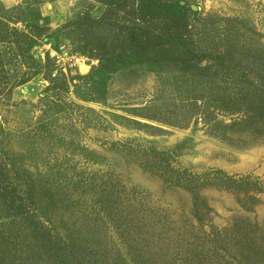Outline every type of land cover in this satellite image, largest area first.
<instances>
[{
  "label": "rangeland",
  "instance_id": "374dc122",
  "mask_svg": "<svg viewBox=\"0 0 264 264\" xmlns=\"http://www.w3.org/2000/svg\"><path fill=\"white\" fill-rule=\"evenodd\" d=\"M25 1L0 0L6 8ZM43 1L52 28L86 12L99 22L107 9L105 0ZM185 1L198 12L188 24L199 70L188 69L179 50L169 47L158 59L165 55L162 62L170 58L174 66L159 65L155 56L147 73L117 77L104 89L89 78L97 60L73 53L70 42L61 52L43 44L32 50L34 58L53 65L52 78L58 86L66 79L68 88L47 92L44 75L10 93L0 88V164L10 167L7 152L33 176L42 200L37 213L69 251L61 264H108V258L154 264L160 245L146 244L148 228L157 242L164 230L174 243L186 239L199 250L186 245L183 251L200 252L199 264H212L217 240L232 244L245 237L240 224L264 238V133L255 132L253 121L245 124L244 113L225 111L233 104L228 97L253 94L260 98L256 105L264 102V0ZM241 63L253 66L249 85L236 82ZM198 196L212 209L210 225L195 219ZM13 221L0 196V232L3 225L19 228ZM12 236L6 234L8 241L0 234V264L19 262L22 251L16 250L28 258V244L11 242ZM16 242L22 249L15 250ZM31 249L35 264H55L45 245Z\"/></svg>",
  "mask_w": 264,
  "mask_h": 264
},
{
  "label": "trees",
  "instance_id": "16d2710c",
  "mask_svg": "<svg viewBox=\"0 0 264 264\" xmlns=\"http://www.w3.org/2000/svg\"><path fill=\"white\" fill-rule=\"evenodd\" d=\"M43 4V0H26L25 4L6 8L0 2V88L6 85L9 93L40 75H44L51 84L46 89L47 92L68 88L66 79L62 80V86H58L56 79L52 78L55 71L53 65H43L34 58L32 50L43 44H49L54 51L61 52L65 44L70 42L75 46L73 53L97 60L98 65L92 68L89 78L95 86L104 89L117 77L128 80L132 76L136 78L135 76H140L143 72L147 73L155 56L159 65L168 63V66H174L176 61L170 58L167 62H162L165 55H161V60L158 59V54L165 53L169 47L179 50L180 59L188 62V69L200 68L199 55L195 50L193 38L189 36L188 24L189 15H197L198 12H194L185 0H105L107 9L99 22H96L90 12H86L74 19H68L58 28H52L51 17L42 14ZM18 24H22L23 28L17 27ZM23 68L27 70L23 72ZM248 71L253 72V66H239L237 72H240V78L236 82L245 81L247 85L251 84L253 80ZM259 81L263 84L264 78L260 77ZM259 99L253 94L228 97L227 100L233 104L225 111L231 114L244 113V123L249 125V122L253 121L258 126L255 132L264 133V130L260 129L264 122V102L256 105ZM7 156L5 152V157L10 160V167L9 164H0V196L14 212V224L20 226L17 229L5 230L3 225L0 234L2 240L9 241V238L5 237L9 233L11 236L13 234L11 242L20 240L28 244L26 258L24 250H16L21 248L17 247L19 242L15 243L16 252L22 251L20 261H15V264H35L37 259L30 256L31 246L34 244L45 245L52 253L55 264L68 262L69 251L60 244V235L54 232L52 223L46 225V222L50 221L48 218L43 222L37 213L42 209L38 208L42 200L36 195L40 189L33 176L18 166L17 160L20 158ZM221 178L224 182L232 181L224 175ZM9 181L11 184H6ZM180 181H183L182 178L177 177V182ZM41 191L48 195L49 199L58 200L51 189ZM192 206L195 219L200 225L212 224V209L204 198L198 196ZM151 229H147L146 244L160 245L154 264H199L196 254H201L200 252L183 251L184 246H190L185 243L186 239H178L179 241L174 243L164 230L157 237V242ZM238 229L244 231L240 235L245 237L238 238L232 244L216 241L219 249L216 245L217 251L212 252L211 259H215L212 264L224 260L225 257L226 262L230 264H264L263 236H260L259 241L251 224H240ZM251 238L258 239L259 244ZM174 246L177 248L172 251ZM170 253L172 255H169ZM109 259L108 264H120L118 260Z\"/></svg>",
  "mask_w": 264,
  "mask_h": 264
},
{
  "label": "bare ground",
  "instance_id": "6f19581e",
  "mask_svg": "<svg viewBox=\"0 0 264 264\" xmlns=\"http://www.w3.org/2000/svg\"><path fill=\"white\" fill-rule=\"evenodd\" d=\"M82 66H83V65H82ZM81 68H83L85 71H87V70H88V68H87V67H84V66H83V67H81ZM83 69H82V70H83Z\"/></svg>",
  "mask_w": 264,
  "mask_h": 264
},
{
  "label": "water",
  "instance_id": "95a60500",
  "mask_svg": "<svg viewBox=\"0 0 264 264\" xmlns=\"http://www.w3.org/2000/svg\"><path fill=\"white\" fill-rule=\"evenodd\" d=\"M193 10H196V8H195V7H193Z\"/></svg>",
  "mask_w": 264,
  "mask_h": 264
}]
</instances>
